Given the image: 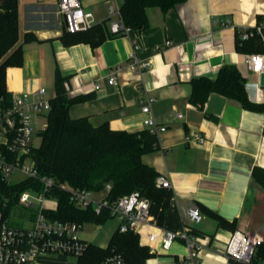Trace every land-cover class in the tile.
Segmentation results:
<instances>
[{"label":"crops","instance_id":"crops-1","mask_svg":"<svg viewBox=\"0 0 264 264\" xmlns=\"http://www.w3.org/2000/svg\"><path fill=\"white\" fill-rule=\"evenodd\" d=\"M80 1L96 24L107 23L110 29L109 5L121 9L124 0ZM19 9L22 36L33 32L38 40L24 44L22 65L6 70L12 96L45 87L51 100L60 73L67 78L71 98H86L70 108L73 119L87 118L95 127L107 124L128 132L146 129L142 108L147 98L155 99L152 114L167 130L158 136L160 149L145 154L143 161L172 183L169 208L159 225L181 235L183 207L198 206L203 220L191 227L190 234L202 249L192 259L181 238L170 250L162 248L161 239L151 245L145 226L140 243L153 256L144 264H239L224 253L232 234L259 232L264 239V188L252 176L255 167L264 169V114L220 94H212L204 108L193 106L189 98L193 79H215L228 64L246 79L250 101L264 104V73H252L246 64L249 54L236 48V31L257 25L258 16L264 15V0H187L166 14L150 8L147 30L138 34L129 29L97 46L61 42V25L66 27L58 0H19ZM226 22L230 26H224ZM134 41L140 46L136 59ZM167 41L173 45L167 46ZM135 60L148 63L139 76L129 68ZM117 65L122 66L119 84L111 86L108 77ZM43 119L46 116L40 123ZM190 133H200L206 142L188 143ZM1 140L0 144L3 136ZM210 212L234 227L219 226Z\"/></svg>","mask_w":264,"mask_h":264},{"label":"trees","instance_id":"trees-1","mask_svg":"<svg viewBox=\"0 0 264 264\" xmlns=\"http://www.w3.org/2000/svg\"><path fill=\"white\" fill-rule=\"evenodd\" d=\"M187 0H124L121 18L126 28L141 34L150 26L148 9L160 8L163 13L176 8ZM257 25L264 28V15H259ZM19 0H0V113L12 106V94L6 87V70L23 63V46L38 40L33 32L20 39ZM242 30L236 31L238 51L253 54L264 52L262 37L255 33L244 41L240 38ZM125 34V33H124ZM107 23L96 24L84 31L70 33L65 28L59 39L66 46L91 44L97 46L114 38ZM67 78L57 73L56 94L51 99V110L46 116L47 127L41 131L42 141L33 148L31 157L41 176L53 178L73 188L89 189L100 192L107 184L111 185L108 194L110 200L139 192L149 199L151 212L159 224L169 208L171 192L157 186L160 174L143 161L147 153L160 149L158 135L148 129L139 132L112 130L107 124L93 126L87 118L73 119L70 108L86 100L85 97L71 98L66 86ZM212 94H220L238 102L244 109L264 114V104L250 101L246 90V79L234 65L222 66L215 79L202 77L192 81L190 103L204 108ZM0 152L7 149L0 144ZM254 180L264 188V169L255 167ZM43 190L39 180L25 178L8 183L0 171V212L8 218L12 210L18 207L21 194L27 190ZM52 194L58 199V208L50 213L52 219L75 221L79 223L103 224L110 219L108 211L97 214L93 208L82 210L70 200L68 193L54 189ZM20 206V205H19ZM223 228H232L233 224L210 212ZM112 253L121 254L129 264H144L153 254L148 246L140 243L139 234L131 231L122 233L119 229L113 234L109 245L101 247L90 244L87 252L78 259L77 264H100ZM264 261V244L255 255L253 264Z\"/></svg>","mask_w":264,"mask_h":264},{"label":"built area","instance_id":"built-area-1","mask_svg":"<svg viewBox=\"0 0 264 264\" xmlns=\"http://www.w3.org/2000/svg\"><path fill=\"white\" fill-rule=\"evenodd\" d=\"M113 1V0H108ZM58 13L64 19L66 30L70 33L84 31L96 25L93 13L87 11L80 0H58ZM110 31L115 35L126 34L129 30L121 18V10L117 4L109 5ZM224 26H230L226 22ZM258 33L264 42V28L245 27L240 35L244 41ZM172 46V41L166 42ZM133 58L136 57L140 46L134 41ZM246 64L254 74L264 73V52L253 53L247 56ZM148 67V63H140L135 60L129 68L134 76H139ZM122 66L114 67L108 77V84H119L118 76ZM97 90L100 86L95 87ZM154 98H147L142 108L145 115L144 126L151 133L158 135L167 130L166 126L158 123L152 114ZM51 110V100L47 97V90L41 87L32 93L12 96V106L5 113H0V133L3 136V145L7 153L0 152V171L8 183L17 182L13 179L16 174L22 175V179L29 178L39 180L43 184V190L31 189L23 192L19 198V205L26 209H34L36 219L30 226L13 227L8 218L0 212V264H43L42 258L57 256H70L75 259L82 257L90 247V242L83 239L81 234L87 223L75 221H61L52 219L50 213L58 208V199L52 194L54 189L66 192L76 207L87 210L93 208L97 214L108 211L110 218H118V229L122 233L135 232L140 234L142 227L148 229V243L153 244L162 240V248L170 250L174 241L181 238L186 243L190 258L194 259L201 251L202 246L194 236L190 234L191 227L203 220V215L196 205H185L182 209V221L184 232L181 235L168 230H163L157 219L151 212V202L139 192L110 200L108 194L111 185L95 192L89 189L73 188L67 184L57 183L53 178L41 176L31 151L34 131H43L47 127L45 123L40 128V117L47 116ZM177 118L183 115L176 113ZM188 143L204 144L206 138L200 133H190L186 138ZM20 179V180H22ZM18 180V181H20ZM159 188H171L170 179L164 176L157 178ZM264 231V225L261 227ZM264 244V239L259 232L235 231L225 247V255L239 264H253L258 248ZM100 264H129L118 253H112Z\"/></svg>","mask_w":264,"mask_h":264},{"label":"rangeland","instance_id":"rangeland-1","mask_svg":"<svg viewBox=\"0 0 264 264\" xmlns=\"http://www.w3.org/2000/svg\"><path fill=\"white\" fill-rule=\"evenodd\" d=\"M61 30H64V24L61 25ZM20 39L23 37L21 32V23H20ZM46 123V120L43 119L41 121V126ZM40 130L36 129L34 131L33 137H32V145L34 148L39 147L42 141V137L40 134ZM2 136L0 134V142ZM22 179V175L16 174L14 181H18ZM36 219V212L34 209H26L18 205L17 208L12 210L8 217L9 224L13 227H27L30 226L31 223H33ZM119 226V220L118 218H110L108 221H106L103 224L97 225L92 223H87L84 227V230L81 234V237L87 241H89L92 244L101 246V247H107L109 245V242L113 236V234L118 230ZM41 262L43 264H76V259L73 257H61L57 255H53L50 257L42 258Z\"/></svg>","mask_w":264,"mask_h":264}]
</instances>
